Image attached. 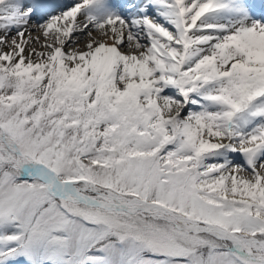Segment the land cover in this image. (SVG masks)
Instances as JSON below:
<instances>
[{"label":"snow or ice","instance_id":"1","mask_svg":"<svg viewBox=\"0 0 264 264\" xmlns=\"http://www.w3.org/2000/svg\"><path fill=\"white\" fill-rule=\"evenodd\" d=\"M0 264H264V0H0Z\"/></svg>","mask_w":264,"mask_h":264}]
</instances>
